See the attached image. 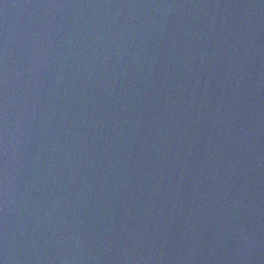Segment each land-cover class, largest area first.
<instances>
[{
  "label": "water",
  "instance_id": "obj_1",
  "mask_svg": "<svg viewBox=\"0 0 264 264\" xmlns=\"http://www.w3.org/2000/svg\"><path fill=\"white\" fill-rule=\"evenodd\" d=\"M0 264H264V0H0Z\"/></svg>",
  "mask_w": 264,
  "mask_h": 264
}]
</instances>
